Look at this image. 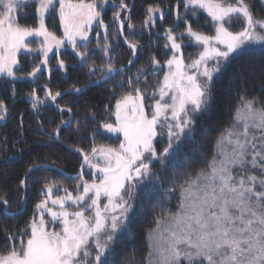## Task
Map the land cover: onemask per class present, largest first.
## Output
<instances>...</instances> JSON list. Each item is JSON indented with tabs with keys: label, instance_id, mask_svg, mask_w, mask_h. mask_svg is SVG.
Returning a JSON list of instances; mask_svg holds the SVG:
<instances>
[{
	"label": "snow or ice",
	"instance_id": "obj_1",
	"mask_svg": "<svg viewBox=\"0 0 264 264\" xmlns=\"http://www.w3.org/2000/svg\"><path fill=\"white\" fill-rule=\"evenodd\" d=\"M180 2L184 16L189 10L192 16L206 13L214 34L194 30L176 12L175 27L183 23L185 29L179 35L174 34L172 27L165 30L164 47L172 55L165 62L167 71L163 79L157 80L156 89L147 97L152 103L145 104L146 89L142 91L137 86L142 76L147 84L145 69L117 82L121 88L126 83L129 90L116 99L114 108L105 106L107 119L98 124L94 134L103 131L117 139L122 136L119 145H94L90 152L76 149L82 155L81 171L76 177H69L78 180L76 194L55 182L44 184L40 189L43 198L35 204L33 217L26 228L8 237L13 243L5 254H0V264H115L116 247L137 211V190H147L151 198L159 183L150 164L159 162L165 167L186 143L195 139L198 118L211 111L214 76L238 56L254 54L257 47L264 53V19L257 18L253 6L245 0ZM260 2L264 7V0ZM29 3L34 5L35 27L18 22L20 9ZM107 3L108 0H0V77L5 82L19 79L21 51H38L43 56L40 65L27 74L33 78H38L47 66L49 53L57 55L66 45L87 63L92 53L77 49L87 48L94 24L104 29L107 39L108 26L98 10ZM111 6L120 9L113 14L119 32L123 33L126 22L132 30L134 4L130 7L126 0H112ZM146 11L144 27L155 23L156 13L163 19L164 13L158 6H150ZM122 13H126L123 18ZM49 19L53 28L62 29L61 36L49 29ZM237 23L242 26L233 31L232 26ZM29 38L39 41V49L30 46ZM124 42L128 43L127 37ZM187 43L202 48L190 63L185 62L182 52ZM128 47L135 57L141 46L128 43ZM101 51L109 56V63L100 66L101 80L106 82L113 74L123 75L124 68L118 69L111 63V46L105 43ZM209 61L213 66H209ZM128 63L134 61L129 59ZM58 67H67L63 59L58 61ZM95 67L90 68V73H94ZM151 68L156 73L163 71L164 65L153 58ZM72 91L80 93L81 89ZM29 95L33 110L45 103L35 91ZM61 95L46 90V98L53 102ZM57 107L62 113L72 112L70 107ZM7 114V106L0 101V120ZM92 118L95 119V113ZM70 122L61 121L69 126ZM61 131L58 127L50 136L59 139ZM164 134L167 145L158 153L154 140ZM215 149L205 169L180 184L178 210L165 217L169 228L149 233L147 264H264V103L256 97L248 99L241 95L232 125L220 134ZM40 167L34 165L28 172ZM85 167L93 177L91 182L83 179ZM28 178L26 173L20 180V190L25 193ZM60 191L64 195L54 194ZM168 198H173L172 189ZM25 199L21 197L22 201ZM0 204L7 208L9 201L0 197ZM19 211L17 208L12 214ZM162 222L156 221L158 226Z\"/></svg>",
	"mask_w": 264,
	"mask_h": 264
},
{
	"label": "trees",
	"instance_id": "obj_2",
	"mask_svg": "<svg viewBox=\"0 0 264 264\" xmlns=\"http://www.w3.org/2000/svg\"><path fill=\"white\" fill-rule=\"evenodd\" d=\"M132 0H126L131 4ZM118 3V0H116ZM253 6L252 10L257 18L264 19V7L260 0H245ZM112 0L103 7H98L101 17L107 28V39L104 29L97 24L89 35L87 48L80 47L79 52L92 53L87 63H83L70 46L60 49V53L49 54V62L38 78L29 77L27 74L40 65L43 60L39 52L22 53L19 56L18 80H5L0 83V101L8 108L5 119L0 120V197L9 201V206L4 208L0 204V254H5L13 243L8 237L18 233L28 226L29 220L34 215V206L43 197L40 189L44 184L55 182L73 191L77 179L56 169L48 167L35 168L28 173V188L26 191V204L23 208V191L20 190V180L24 178L29 168L34 165L48 164L60 168L66 173L76 174L79 171L82 155L64 145L75 149H83L90 152L91 148L100 145H111L113 139L106 132L94 134L98 124L107 119L105 106L114 108L116 99L129 89L117 86V82L126 76L134 75L139 69L146 70L145 76L140 78L141 90L146 89V95L152 93L157 87V80H161L163 71L152 72L151 62L155 58L164 65L170 57L166 52L164 36L169 27L174 29V34L184 31L185 25L181 23L175 27V14L177 11L183 15L182 2L180 0H135L131 11L132 30L124 28V37L128 43H136L139 46L134 63L124 70L123 75H115L106 82L97 84L82 93H68L55 101L61 108L72 109L69 114L57 110L50 99L46 98V90L53 94L67 89L84 87L87 83L101 78L100 66L109 63V56H105L101 49L105 43L111 46L110 58L114 67L125 65L131 59V50L122 42L118 25L113 23V14L120 11L111 6ZM179 5V6H178ZM159 7L163 12V19H155L154 26L144 27L148 7ZM22 15L18 22L23 26L35 27L37 24L34 13V5L23 7ZM126 13L121 14V18ZM194 30L214 34L207 15L200 12L198 16H186ZM47 26L56 35L61 36L59 27L53 28V21L47 20ZM241 24L232 26L233 31H239ZM99 33V36H97ZM99 45V46H98ZM95 50V51H93ZM197 48L191 45L183 47L184 56L192 57ZM55 52V49H54ZM63 59L66 68H59L58 61ZM95 65L94 73L90 68ZM13 90L15 95H13ZM36 92L37 96L45 101L38 110H33L30 93ZM244 95L251 99L256 97L264 103V53L259 47L254 54L238 56L227 64L222 72L214 76L212 84L213 103L210 113L198 118L195 139L184 145L173 159L168 161L165 167L159 162L151 163L152 171L156 172L159 183L156 190L148 196V191L141 188L137 193L136 214L128 224L123 235L122 242L116 247L114 253L115 264H147L149 253V233L156 227V221L164 220L166 216L175 213L179 205L180 184L185 178L194 177L215 154L217 139L224 130L232 125L235 110L240 103V97ZM95 113V119L92 114ZM72 115L70 126L61 128L60 141L50 136L57 129L61 121L68 120ZM22 122V123H21ZM113 144V143H112ZM157 152H161L167 145L166 134L158 136L154 142ZM83 179L89 180L84 170ZM173 190V198H168L169 190ZM64 195L63 191L54 193ZM17 208L22 209L16 213ZM7 209V210H6ZM47 220L48 217L45 216ZM19 237H17L18 243Z\"/></svg>",
	"mask_w": 264,
	"mask_h": 264
},
{
	"label": "rangeland",
	"instance_id": "obj_3",
	"mask_svg": "<svg viewBox=\"0 0 264 264\" xmlns=\"http://www.w3.org/2000/svg\"><path fill=\"white\" fill-rule=\"evenodd\" d=\"M31 3H29V5H30ZM22 10V8L20 9V11ZM182 12H183V15L182 16H184V13H185V9H184V7L182 8ZM202 12V11H201ZM164 13V12H163ZM203 13V12H202ZM204 14H206V13H204ZM187 16H192L191 15V11L189 10V12H188V14H187ZM158 17H160V13H156V18H158ZM184 18L186 19V16H184ZM95 25V24H94ZM94 25H93V27H94ZM152 26H154V24L153 25H151V26H149V27H152ZM91 33V32H90ZM90 33H89V35H90ZM61 35H62V29H61ZM176 35H179V34H176ZM57 36H59V35H57ZM32 42H31V44H30V46L32 47V48H34V49H39V46H40V44H39V41H37V40H35L34 38H29ZM187 45H191V46H194V47H196L197 48V50H196V53H193L194 55H192L191 54V56L192 57H190V58H186V57H189V56H184V54H183V56H184V60H185V62L186 63H190L193 59H195L197 56H198V54H199V52L200 51H202V48H200L199 46H196V45H194V44H191V43H187ZM182 52H183V48H182ZM22 53H25V52H23V51H21L19 54H18V59H19V56H20V54H22ZM50 54V53H49ZM171 55H172V53L170 52V57H171ZM131 57H132V55H131ZM169 57V58H170ZM209 66L211 67V66H213V62L212 61H209ZM167 71V67H166V65L164 64V68H163V75H164V72H166ZM163 75H162V78H161V80L163 79ZM18 76V75H17ZM19 77V76H18ZM18 80V79H17ZM4 81V78L3 77H0V83H2ZM149 96H150V94H149ZM149 96H147L146 95V100H145V104L146 105H148L149 103H152V101L150 100V99H148L147 97H149ZM158 98V97H157ZM149 111H150V109H149ZM163 130L162 129H158V132H162ZM107 133V132H106ZM109 137H111L112 139H113V144L111 143V145H104V146H109V147H117L118 145H119V143H120V139H122V136L120 137V139H117V137H116V135H114V134H110V133H108L107 134ZM158 138V137H157ZM156 138V139H157ZM156 139L154 140V142L156 141ZM61 144H62V142H60ZM146 163L148 162L147 160L145 161ZM151 165V164H150ZM84 170H85V172L87 173V175L89 176V180H87V181H89V182H91L92 181V179H93V177H92V175L90 174V170L87 168V167H85L84 168ZM84 172V171H83ZM255 174L257 175V176H259L260 175V173H259V171L258 170H256L255 171ZM85 180V179H84ZM141 189H138L137 190V193L140 191ZM102 202H104L103 201V198H102ZM70 210H73V209H70ZM178 210V209H177ZM177 210H176V212H177ZM161 221H163L159 226L158 225H156V227L150 232V233H152V232H154L155 230H157V229H159V231H161V232H163L165 229H167V228H169V223H168V221L167 220H161ZM57 230H59V228H58V226H57Z\"/></svg>",
	"mask_w": 264,
	"mask_h": 264
},
{
	"label": "water",
	"instance_id": "obj_4",
	"mask_svg": "<svg viewBox=\"0 0 264 264\" xmlns=\"http://www.w3.org/2000/svg\"><path fill=\"white\" fill-rule=\"evenodd\" d=\"M134 1L135 0H132L131 1V4H130V7L134 4ZM120 33V32H119ZM120 36H121V39H122V42L123 43H125L124 42V31H123V33L121 34L120 33ZM125 44H127L128 45V43H125ZM135 58H136V56L135 57H131V59L134 61L135 60ZM129 66H131V64H129L128 62L125 64V65H123V66H120V67H116V68H121V67H123L124 68V70H126L127 68H129ZM115 76V74H113L112 75V77H114ZM97 80H101V78H99V79H97ZM97 80H94V81H91V82H89V83H87L84 87H78V88H80L81 89V92L80 93H82L83 91H85V90H87L88 88H90V87H92V86H95V85H97L96 83H95V81H97ZM103 82H105V81H103V80H101V83H103ZM100 84V83H99ZM73 89V88H72ZM72 89H67V90H65V91H63V92H61L62 93V95L61 96H63V95H65V94H68V93H76V92H74V91H72ZM60 96V97H61ZM59 98V97H58ZM52 102V104H53V106L57 109V110H59L58 109V107H57V105H56V103L55 102H53V101H51ZM70 119V121L72 122V115H71V117L69 118ZM68 119V120H69ZM68 120H65V121H68ZM71 122H70V124H71ZM68 125L67 124H60V126H59V128H63V127H67ZM55 138V137H54ZM56 139V138H55ZM56 140H58L59 142H61L60 141V139H56ZM63 144V143H62ZM64 146H66V147H68L69 149H71V150H73V151H76V149L75 148H72V147H70V146H68V145H64ZM77 152V151H76ZM82 163V162H81ZM39 166H42V167H48V168H51V169H56V170H58V171H60V172H62L63 174H64V176H71V177H76L77 176V173L76 174H69V173H66V172H64L63 170H61L60 168H57V167H55V166H51V165H48V164H40ZM33 167V166H32ZM35 169V168H34ZM81 171V165H80V168H79V171H78V173ZM84 171V170H83ZM27 174L29 173L28 171L26 172ZM25 177V176H24ZM23 196L24 197H26V193L23 191ZM27 199V198H26ZM23 200V208H24V206H25V204H26V201L27 200ZM22 208V209H23ZM22 209L20 210V211H22ZM7 210V209H6Z\"/></svg>",
	"mask_w": 264,
	"mask_h": 264
}]
</instances>
